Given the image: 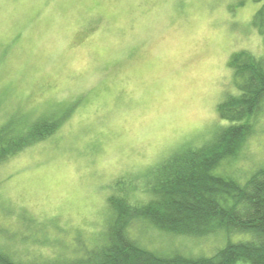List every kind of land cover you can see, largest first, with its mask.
<instances>
[{
	"label": "rangeland",
	"instance_id": "374dc122",
	"mask_svg": "<svg viewBox=\"0 0 264 264\" xmlns=\"http://www.w3.org/2000/svg\"><path fill=\"white\" fill-rule=\"evenodd\" d=\"M259 5L0 0V124L61 121L0 162V249L22 262L75 255L79 243L99 240L111 221L108 197L125 180L207 142L226 123L218 104L237 92L230 57L264 55L252 25ZM253 129L221 166L239 182L264 165V112ZM131 234L161 254L210 255L225 242L148 221Z\"/></svg>",
	"mask_w": 264,
	"mask_h": 264
},
{
	"label": "trees",
	"instance_id": "16d2710c",
	"mask_svg": "<svg viewBox=\"0 0 264 264\" xmlns=\"http://www.w3.org/2000/svg\"><path fill=\"white\" fill-rule=\"evenodd\" d=\"M253 1L260 5L252 25L264 42V0ZM228 65L237 92L218 104V115L226 123L207 142L172 154L154 175H132L125 188L118 186L108 197L111 221L94 245L79 243L69 258L36 263L17 261L0 249V264H264V165L242 182L221 170L264 112V55L238 51ZM44 118L20 126L0 124V162L46 138L61 122ZM137 191L140 195L131 200ZM141 221L175 234L221 235L225 242L210 255L161 254L131 234Z\"/></svg>",
	"mask_w": 264,
	"mask_h": 264
},
{
	"label": "clouds",
	"instance_id": "9594fccd",
	"mask_svg": "<svg viewBox=\"0 0 264 264\" xmlns=\"http://www.w3.org/2000/svg\"><path fill=\"white\" fill-rule=\"evenodd\" d=\"M72 67H73V68H75L77 71H79V68H78V67H76V65H75V64H74Z\"/></svg>",
	"mask_w": 264,
	"mask_h": 264
}]
</instances>
